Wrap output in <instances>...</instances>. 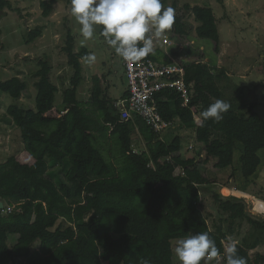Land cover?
<instances>
[{
    "label": "trees",
    "instance_id": "trees-1",
    "mask_svg": "<svg viewBox=\"0 0 264 264\" xmlns=\"http://www.w3.org/2000/svg\"><path fill=\"white\" fill-rule=\"evenodd\" d=\"M59 1L71 3L41 0L42 15L50 16ZM161 2L167 8L168 0ZM179 2L173 0L171 7L173 27L154 40L155 55L146 58L184 67V76L178 78L186 82L189 103L172 87L156 92L155 98L170 128L177 121L194 142L185 143L180 134L166 140L163 133L169 128L156 131L137 115L123 119L100 76L92 78L88 100L80 99L78 92L86 80L82 61L91 51L85 46L76 50L70 27L62 51L73 75L61 92V103L48 57L38 61L33 73L35 98L26 79L16 75L0 80V99L2 94L15 99L7 108V119L19 129L31 158L23 162L12 155L0 164V198L5 206L14 207L7 215L0 207V264H176L174 241L201 232L215 240L226 264L227 233L245 219L261 235L255 242L244 239L237 244L239 256L245 264L264 263V255L250 256L258 242L264 244V217L249 214L243 199L213 189L220 179L210 176L229 170L223 186L254 192L264 171V118L257 103L247 102L242 86L235 84L226 97L225 89L232 85L223 84L230 76L218 62L221 32L214 9L184 5L181 10L191 12L199 23L194 28L185 14L178 13ZM12 8L10 0H0V12ZM43 34V26L30 29L28 42ZM166 38L171 45L165 51ZM121 63L126 77L122 58ZM121 96L128 97L129 91ZM217 99L229 102L230 109L218 122L203 121L202 112ZM134 134L144 149L136 145ZM57 166L64 170L62 176L56 173ZM202 194L210 195L225 214L213 227Z\"/></svg>",
    "mask_w": 264,
    "mask_h": 264
},
{
    "label": "rangeland",
    "instance_id": "rangeland-1",
    "mask_svg": "<svg viewBox=\"0 0 264 264\" xmlns=\"http://www.w3.org/2000/svg\"><path fill=\"white\" fill-rule=\"evenodd\" d=\"M40 1L10 0L13 8L7 9L6 13L0 12V39L2 44L0 48V80H7L16 75L26 79L35 98L34 81L36 78L33 77V73L38 70L40 59L50 57L53 65V80L60 87L57 102L58 104L61 103V92L66 84H69V79L73 75V68L68 65L66 54L62 51L66 42L67 28L70 27L76 36L78 48L76 50L79 51L82 46H85L96 57L94 62H88L86 59L82 61L86 80L80 86L78 97L84 101L88 100L93 86L92 78L97 75L101 77L103 87L108 89V94L115 98L117 94H114L119 92V86L122 89L127 86V79L121 67V57L107 45L100 35V27H97L93 39L85 41L80 33L81 26L71 14V3L67 1L57 2L53 13L46 17L42 15L43 9L40 7ZM172 4L173 0H168L166 7H172ZM186 4L190 6L209 5L214 9L221 32V51L218 62L221 67L226 68L230 76V79L228 81L225 79L223 84L230 83L232 85L225 89L226 97L232 95L234 90L232 87L235 84L242 86L245 89L247 102L257 103V110L264 118V0H180L178 13L185 14V21L196 28L199 23L195 20L194 15L184 9L181 10ZM36 26H43L45 35L43 34L42 37L33 42H28V31ZM194 34L196 33L193 32ZM162 35H166V32ZM165 40L163 48L166 51L171 45V41L167 38ZM107 78L111 81L112 86H109L111 83ZM116 83H119V86L116 91L112 92ZM14 101L15 99L7 94H2L0 99V164L6 162L12 155H17L23 162L31 160L29 154L24 150L19 129L7 119V108ZM24 102L31 103V99L26 97ZM178 134L182 135L185 143L195 141V137L192 135L193 138L190 139L185 131L179 127L177 121L175 128H169L163 133V137L166 140H171ZM133 137L136 145L138 143L139 147L144 149V143L141 142L140 136L134 134ZM195 145L199 150L202 148L199 143ZM261 154L263 156L264 151ZM55 170L61 176L64 174V170L59 166ZM229 175V170L210 172V176H216L220 179V184L211 187L215 190L218 188L223 196L240 195L232 193V189L223 186ZM253 191L254 194L250 193V196L244 197L243 200L247 205V212L255 217L256 214L252 211L254 202L257 204L264 203V198L256 195V193H261L264 196V171L258 185L253 187ZM201 198L205 199L206 210L211 212L207 220L213 227L214 221L219 222L221 218L224 219L225 214H221L219 209L215 207L210 195L202 194ZM0 202H2L1 198ZM2 204L3 215L9 213V208H12L13 211L14 207L5 206L3 202ZM227 224V222L223 223L226 231ZM66 225L69 223H65ZM232 229V233H227L226 249L233 242L242 244L244 239L249 243L255 242L257 236L261 235V232L246 219L237 221ZM176 241L173 243V248L176 246ZM14 242L13 238L9 243L12 245ZM37 246L38 243L34 245L33 249ZM256 254L264 255V244L258 242V245L250 250L251 257ZM175 262L180 264L176 255ZM210 264H223V262L218 256Z\"/></svg>",
    "mask_w": 264,
    "mask_h": 264
},
{
    "label": "clouds",
    "instance_id": "clouds-1",
    "mask_svg": "<svg viewBox=\"0 0 264 264\" xmlns=\"http://www.w3.org/2000/svg\"><path fill=\"white\" fill-rule=\"evenodd\" d=\"M71 14L85 41L93 39L100 27L107 45L125 62L155 55L154 40L174 24V10L165 8L161 0H71ZM85 59L94 62L96 57L89 54ZM230 107L227 101L215 100L202 112L203 121L222 120ZM174 252L180 264H210L219 255L208 232L177 240ZM226 264H245L235 242L226 249Z\"/></svg>",
    "mask_w": 264,
    "mask_h": 264
},
{
    "label": "built area",
    "instance_id": "built-area-1",
    "mask_svg": "<svg viewBox=\"0 0 264 264\" xmlns=\"http://www.w3.org/2000/svg\"><path fill=\"white\" fill-rule=\"evenodd\" d=\"M125 74L128 81V97L120 96L114 102L115 108L121 113L123 119L139 116L149 123L156 131L162 132L170 128L172 124L165 121L160 113L155 93L166 88H177L185 98V104L189 103V91L185 80L178 77L184 76V67L179 63L159 65L149 58H143L139 62H125ZM195 120L201 123L200 117L195 115ZM192 148V145H190ZM232 193L240 199L250 196V193L232 189ZM244 201V200H243ZM251 205V203H250ZM9 212L12 208H9ZM256 216L264 217V203L254 202L252 209Z\"/></svg>",
    "mask_w": 264,
    "mask_h": 264
},
{
    "label": "crops",
    "instance_id": "crops-1",
    "mask_svg": "<svg viewBox=\"0 0 264 264\" xmlns=\"http://www.w3.org/2000/svg\"><path fill=\"white\" fill-rule=\"evenodd\" d=\"M45 35V34H44ZM43 53V52H42ZM49 59H50V57H49ZM50 61H51V59H50ZM121 65H122V63H121ZM108 81H110L109 79H107ZM112 84V83H111ZM119 84V83H118ZM117 83L115 84V89H114V87H113V89H112V92L113 91H116V89H117V87L119 86ZM126 89H127V86H125V88L124 89H122V87H120L119 86V92H115V94L114 95H116L117 94V96H115V98H118V97H120L121 95H123V93L126 91ZM34 96V95H33ZM114 97V96H113Z\"/></svg>",
    "mask_w": 264,
    "mask_h": 264
},
{
    "label": "water",
    "instance_id": "water-1",
    "mask_svg": "<svg viewBox=\"0 0 264 264\" xmlns=\"http://www.w3.org/2000/svg\"><path fill=\"white\" fill-rule=\"evenodd\" d=\"M0 207H1V208L3 207V204H2V202H0Z\"/></svg>",
    "mask_w": 264,
    "mask_h": 264
}]
</instances>
